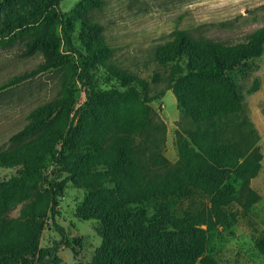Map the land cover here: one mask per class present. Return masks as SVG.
<instances>
[{
	"label": "trees",
	"instance_id": "16d2710c",
	"mask_svg": "<svg viewBox=\"0 0 264 264\" xmlns=\"http://www.w3.org/2000/svg\"><path fill=\"white\" fill-rule=\"evenodd\" d=\"M60 1L45 4L41 14L45 23L25 41L22 56L41 55L36 72L62 68L61 95L31 111L29 123L10 137L16 146L0 152V167L23 168L21 177L0 184V233L17 229L12 219H2L3 211L26 202L22 215L37 219V225L25 253H16L27 258V252L37 246L38 218L49 209L61 243L21 264H57L59 248L70 243L55 222L57 197L69 182L79 183V174H93L113 188L104 194L93 192L76 212L101 222L104 256L127 255L122 264H162L178 246L186 245L194 228L164 212L179 187L173 188L169 174L148 169V156L134 137L145 129L149 83L112 63L103 27L91 19L103 0H80L68 14L59 9ZM154 54L161 65L170 66L169 85L178 107L195 124L188 139L178 141L179 165L190 177L207 167L219 170L203 178L198 187L210 197L213 215L223 222V207L232 200L223 186L225 171L234 169L237 179L246 180L259 169V155L250 151L254 129L244 115L245 95L258 84L245 90L236 78L248 60L264 55V26L234 45L197 40L179 30ZM74 80L83 86L86 97L78 110L91 108L89 114L95 119L94 137L79 134L70 117ZM100 84L111 85L102 88ZM157 158L153 153L150 156L155 164ZM51 166L57 176L42 191L37 190L32 175Z\"/></svg>",
	"mask_w": 264,
	"mask_h": 264
},
{
	"label": "rangeland",
	"instance_id": "374dc122",
	"mask_svg": "<svg viewBox=\"0 0 264 264\" xmlns=\"http://www.w3.org/2000/svg\"><path fill=\"white\" fill-rule=\"evenodd\" d=\"M79 1L61 0L59 9L68 14ZM49 2L0 0V152L16 146L10 137L29 123L31 111L61 95L65 71L52 68L36 72L41 55L22 56L25 41L44 25L41 14ZM91 19L103 27L113 52L112 63L149 83L145 129L134 137L148 156V169L169 174L173 188L179 187L167 200L164 212L194 228L186 245L178 246L162 264H264V55L248 60L236 78L245 90L258 84L254 92L245 95L244 115L254 129L250 151L259 155V169L246 180L237 179L234 169L225 171L223 186L232 200L223 207L224 221L220 222L211 211L210 197L198 187L203 178L219 170L207 167L190 177L181 169L178 141L188 139V131L195 124L178 107L169 85L170 66L161 65L154 54L156 47L172 41L179 30L197 40L229 45L245 41L251 32L264 26V0H103ZM95 76L100 77V73L96 71ZM110 85L100 84L102 88ZM70 87L74 95L70 117L79 127V134L94 137L97 131L95 119L89 114L91 108L78 110L86 99L83 86L74 80ZM152 153L158 157V164L150 159ZM242 161L239 159V163ZM22 172L20 166L0 167V184L21 177ZM56 176L51 166L34 172L32 179L36 189L42 191ZM96 177L79 174V183L69 182L57 197L55 222L70 242L59 248L57 264H122L128 257H105L101 222L76 212L93 192L104 194L113 188ZM25 203L18 202L2 213V219H12L17 229L7 235L0 233L1 264H21L26 258L16 251L25 253L37 219L22 215ZM38 223L37 246L27 252L29 262L41 257L54 243H61L49 209Z\"/></svg>",
	"mask_w": 264,
	"mask_h": 264
}]
</instances>
